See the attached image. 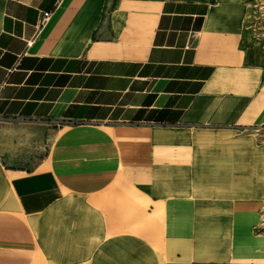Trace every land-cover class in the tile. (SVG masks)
<instances>
[{
  "label": "crops",
  "instance_id": "1",
  "mask_svg": "<svg viewBox=\"0 0 264 264\" xmlns=\"http://www.w3.org/2000/svg\"><path fill=\"white\" fill-rule=\"evenodd\" d=\"M248 12L240 0H0V119L134 125L142 131L129 134L148 141L149 167L175 171L179 185H189L194 170L208 169L206 141L251 137L260 145L264 43L249 38ZM71 138L103 136L63 132ZM35 171L9 169L0 159V264H31L39 249L23 219L24 211L33 223L38 217ZM146 179L119 174L99 192L94 206L104 236L150 245L164 235L165 264H264L256 243L264 242L256 234L261 200H234L226 214L232 246L221 260L199 255L202 242L192 241L195 228L216 225L197 222L203 203L163 197L157 187L172 180ZM120 182L139 193L140 218ZM97 250L81 260L88 255L99 264Z\"/></svg>",
  "mask_w": 264,
  "mask_h": 264
},
{
  "label": "rangeland",
  "instance_id": "2",
  "mask_svg": "<svg viewBox=\"0 0 264 264\" xmlns=\"http://www.w3.org/2000/svg\"><path fill=\"white\" fill-rule=\"evenodd\" d=\"M240 1L249 11L246 25L249 38L264 43V0ZM82 129L99 131L103 138L62 139L63 132ZM134 129V125L127 123L75 125L0 119V159L9 169L36 170L34 174L40 181L39 209L34 211L38 217H34V223L28 215L31 212H23L25 223L39 238L36 244L39 249L35 250L31 264H92V256L81 258L95 248L101 254L99 264H165L164 235L147 245L132 237L109 239L102 233L94 199L119 174L128 175L140 184L153 174L162 176L174 184L165 185L161 191L157 187L159 195L197 197L203 203L197 222L216 223L214 228H195L192 241L202 242L197 249L201 256L210 253L214 258L228 259L232 233L226 214L238 198L261 200L256 234L264 237V128L259 132L260 145L251 137L237 142L206 141L203 146L210 152L203 163L208 169L194 170L189 185H179V173L175 171H154L149 167L148 141L130 135L132 131H142ZM213 150L217 153H211ZM118 185L119 192L124 189L129 197L127 206H135L131 209L138 217L144 208L139 193L121 182ZM104 192L111 195L108 189ZM213 236L215 241L211 243ZM256 243L259 249H264L263 240L258 238Z\"/></svg>",
  "mask_w": 264,
  "mask_h": 264
},
{
  "label": "built area",
  "instance_id": "3",
  "mask_svg": "<svg viewBox=\"0 0 264 264\" xmlns=\"http://www.w3.org/2000/svg\"><path fill=\"white\" fill-rule=\"evenodd\" d=\"M51 15H52L51 11L45 12L43 15L42 23L45 24L50 19Z\"/></svg>",
  "mask_w": 264,
  "mask_h": 264
},
{
  "label": "bare ground",
  "instance_id": "4",
  "mask_svg": "<svg viewBox=\"0 0 264 264\" xmlns=\"http://www.w3.org/2000/svg\"><path fill=\"white\" fill-rule=\"evenodd\" d=\"M137 132H138V131H137ZM140 132H141V131H139L138 133H140ZM138 133H137V134H138ZM140 136H143V134H142V135H140Z\"/></svg>",
  "mask_w": 264,
  "mask_h": 264
}]
</instances>
